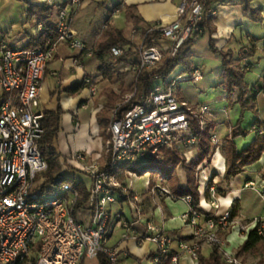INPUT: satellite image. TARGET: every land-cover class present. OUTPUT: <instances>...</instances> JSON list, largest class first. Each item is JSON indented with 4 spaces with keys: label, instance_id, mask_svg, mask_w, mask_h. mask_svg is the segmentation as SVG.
<instances>
[{
    "label": "built area",
    "instance_id": "built-area-1",
    "mask_svg": "<svg viewBox=\"0 0 264 264\" xmlns=\"http://www.w3.org/2000/svg\"><path fill=\"white\" fill-rule=\"evenodd\" d=\"M47 1L54 5V0ZM215 1L183 0L172 21L151 26L142 38L138 58L130 61L129 67L136 74L150 71L153 83L141 92L135 89L122 97L112 114L111 137L104 153L93 157L86 150H77L62 164L65 178L76 182H82L76 177L80 174L89 178V183L84 182L87 199L81 207V192L69 181L49 183L42 191L33 188L39 174L48 169L40 147L45 113L39 109L47 65L61 43L85 56H94L95 46L80 39L73 29L83 0H68L59 10L58 39L49 40L46 47L14 48L0 44V264H84L86 259H96L100 255L110 264H117L132 253L119 245L109 244L114 225L128 228L122 241L133 239L138 247L146 242L155 244L156 250L150 256L152 264L160 263L159 254H173L170 264H180L183 255L199 261L204 244L221 247L227 262L242 264L235 254L225 250L227 240L222 231L237 228L244 237L260 219L256 218L251 224L231 219L234 202L219 214L221 200L214 184L210 187L211 210L204 211L193 205L191 196L179 197L160 182L151 187L148 175L146 183L153 193L161 191L188 205L182 216L192 227V235L189 239L178 240L175 247L174 237L144 215L142 195L134 190L133 179L139 174L131 169L154 158L162 159V149L186 155V151L198 146L200 136L192 131V119L188 114L194 108L181 100L178 88L184 81L199 82L203 78L201 69L171 73L167 79L154 71L166 56L175 57L192 34L203 31L205 18L216 14ZM44 27L40 22L38 28L43 30ZM155 32L160 36L149 43L147 34ZM161 39L168 40L169 45L161 46ZM125 52L126 47L118 45L112 47L110 55L119 59ZM84 86L91 96L98 94V86L91 77L84 78ZM135 96H138L137 102L119 117L118 109ZM194 112L201 128H206L212 114L211 106L202 104ZM259 133L264 131L260 129ZM212 142L216 147L221 143L216 134L212 135ZM203 170L201 165L197 173L199 180ZM158 177L164 181L160 173ZM243 189L256 191L264 202L263 176L247 181ZM124 203L131 209L132 221L124 218L122 208L113 210L115 204ZM136 224H143L145 232L134 229ZM263 230L261 226L260 232Z\"/></svg>",
    "mask_w": 264,
    "mask_h": 264
},
{
    "label": "crops",
    "instance_id": "crops-1",
    "mask_svg": "<svg viewBox=\"0 0 264 264\" xmlns=\"http://www.w3.org/2000/svg\"><path fill=\"white\" fill-rule=\"evenodd\" d=\"M182 1L83 0L75 16L73 29L80 39L88 45L94 46L101 37L103 30L110 26L121 31L123 36L138 49V45L151 26L159 22L167 23L175 18L177 7ZM67 2L68 0H54V5H50L52 7L49 18L43 22L42 18H38L36 15V7L49 5L47 0H0V44L6 43L14 48L29 47L32 40L42 32L38 28L39 23L56 22L59 10ZM242 2L243 0H216L213 4L216 14L212 16V22L209 24L214 27V31L210 34L207 25L201 33L194 37L192 47L201 45L204 40V44L212 51L210 43L213 42L218 49L229 51L233 59L239 60L242 67L250 71L256 66L264 67V0H251V7L257 9L258 14L262 16L261 21L253 19L251 14L244 10ZM122 26H127L130 33L126 34ZM159 44L167 46L169 41L161 39ZM193 48L191 54L196 53ZM132 59L134 60V58ZM99 64L100 62L95 56H85L80 51L70 48L66 43H61L57 46L53 59L47 65L40 93L39 109L44 113L62 110L61 130L54 139V147L60 155L61 164L67 163L70 156L77 150H86L93 157L105 152L108 141L106 142L103 138L97 119V113L107 101L104 90L113 88L116 92H121L129 88L135 78L136 73L130 69L129 62H124L118 65L119 73H127L124 80L119 79V77H116L114 81L103 80ZM219 67L222 71V62ZM192 68L194 70L200 67L193 63ZM261 72L259 79L253 84L246 79L251 87L262 85L263 89L259 91L258 100L261 96L264 97V80L262 79L264 68ZM86 76L91 77L96 82L98 86L96 96H91L89 89L84 86ZM75 86L77 90L72 91ZM223 92L224 97L227 96L224 89ZM182 100L191 104L194 109L202 104H209L186 97ZM211 108L212 118L210 122L215 125L214 134L221 143L217 146L211 163L202 165L204 170L201 172L199 182L203 197L200 208L204 211L211 210L210 199L205 197V190L206 183L213 180V184L218 188L220 194L219 214L229 209L233 202H236L240 209L239 216L236 217L238 221L243 224H251L257 218L260 219L264 228V212L256 211L255 203L244 193L247 189H243L247 181L263 176L264 155L258 162L246 167L242 173L227 183L225 181L224 146L230 135L231 127H241V125H228L222 130L223 124H218L215 121L218 113L222 111L212 106ZM240 136H237L235 141ZM186 157L188 160L195 159L197 150L194 148L186 151ZM181 169L185 171L182 166L178 169L181 184L187 186V173L185 171L183 177ZM76 177L82 181V184L84 182L89 183V178L84 174ZM164 185L169 190L171 189L168 182H164ZM141 195L144 215L164 227L174 237L175 247L178 240L191 237L192 227L182 216L188 209V205L184 201L171 199L161 191L153 193L149 187ZM124 204H115L113 210L115 212L122 208L124 218L132 221L133 216L125 212ZM134 229L145 232L143 224H136ZM126 232H128L126 226L114 225L109 234L110 245H119L132 253L129 258L122 260L119 264H152L150 256L156 250L155 244L146 242L142 247H138L133 239L122 241V236ZM129 232L131 233V230ZM247 234L244 237L241 236L237 228L223 230L222 235L227 240L225 250L236 254L238 247L246 240ZM210 252L211 247L204 244L200 254L208 256ZM239 260L242 264H258L257 259L252 256L247 257L246 261H242L241 258ZM180 264H199V262L189 255H183Z\"/></svg>",
    "mask_w": 264,
    "mask_h": 264
},
{
    "label": "trees",
    "instance_id": "trees-1",
    "mask_svg": "<svg viewBox=\"0 0 264 264\" xmlns=\"http://www.w3.org/2000/svg\"><path fill=\"white\" fill-rule=\"evenodd\" d=\"M243 8L249 12L253 19L261 21L262 16L258 14V10L251 7V0H243ZM66 5L62 6L64 8ZM52 6L43 5L36 7V15L42 18L43 22L49 18V12ZM61 8V9H62ZM212 22V16L205 18L202 23L203 28L209 26V32L212 34L214 27L209 24ZM40 35L34 38L29 47H46L49 40L56 41L58 39V33L56 30V22L48 21L44 23ZM197 34H192L188 40L180 47L175 57L166 56L159 66L154 71L163 79H167L170 74L175 70L176 66L183 63L186 69L192 71V63L190 62L191 49L194 44V37ZM159 33L147 34V41L151 43L153 38L159 37ZM125 46L126 52L119 59L113 58L111 49L114 46ZM94 56L99 60V70L101 72L103 80L114 81L116 77L124 80L127 73H119L118 65L124 62H130L136 59L138 55V49L132 44V42L123 36L122 32L108 26L104 29L101 37L94 45ZM210 48L214 53L221 55L222 57V74L220 86L227 93V99L231 100L234 94H237V102L241 103L243 114L247 109H256L258 104V94L261 91L262 85L259 87H251L246 80V74L248 70L242 67L239 60H235L229 51H223L218 49L213 42L210 43ZM136 57V58H135ZM138 77V79H137ZM151 72L143 71L140 74H136L133 82L129 88L116 92L113 88L104 90V94L107 96V101L97 113V119L101 127V133L105 141H109L111 134L109 127L112 121V114L122 97L133 90L141 92L144 88H148L152 84ZM77 87H73L72 91H76ZM138 94V93H137ZM138 100V96H135L129 103L123 104L119 109V117H121L134 103ZM189 117L192 119V131L200 136V142L195 149L197 150V157L192 160H188L185 154H180L176 151H169L162 149V159L154 158L146 164H139L131 167V169L138 172L139 175H145L150 165H154V168L159 170L164 181L168 182L170 190L173 194L183 197L191 196L193 205L200 208L203 194L201 192V185L197 177L199 167L203 164L209 165L216 152V145L212 142V135L214 134L215 125L213 122H209L207 127L202 129L199 118L194 112V109L188 112ZM61 118L62 110L50 111L45 113L42 125L44 127V134L41 139L40 147L44 158L48 162V169L43 173L45 189L46 185L58 181H69L77 186L81 192L79 199V207H81L87 199V189L81 182H76L72 178H65L62 173V164L60 161V155L57 153L54 147V139L61 130ZM264 131V119L257 117L252 124L251 130L256 133L255 139L249 143L245 148L239 149L235 138L239 135H245V131L242 127H231V133L226 139L224 146V155L226 158V172L225 181L229 183L234 177L242 173L246 167L258 162L264 155V133H259V130ZM182 166L186 173L188 184L183 186L179 177L178 169ZM264 177V174H263ZM150 186L156 184V179L151 176ZM159 178V177H158ZM213 185V180H210L206 186L205 197L210 199V187ZM240 209L236 202L232 205L231 219H235L239 216ZM262 224L258 222L257 225L251 228L247 234L246 240L236 250L235 256L241 258L242 261H246L247 257L252 256L259 258L258 264H264V230L261 233L260 228ZM201 252V251H200ZM170 255H161L159 264H170ZM99 264H110L108 259L100 255L98 258ZM199 264H232L226 261L223 251L219 246L211 247V252L208 256L199 255ZM119 264V263H117Z\"/></svg>",
    "mask_w": 264,
    "mask_h": 264
},
{
    "label": "rangeland",
    "instance_id": "rangeland-1",
    "mask_svg": "<svg viewBox=\"0 0 264 264\" xmlns=\"http://www.w3.org/2000/svg\"><path fill=\"white\" fill-rule=\"evenodd\" d=\"M122 27L126 34L130 33L129 30H127V26ZM202 42L203 43H201V45L199 44L194 48L192 47L193 50L196 51V53L191 54L189 58L192 64L195 63V65H198L200 67L201 71L203 72V78L200 82H193L192 80L182 82L178 88L180 98L182 100L184 99V97H186L187 99L190 98L194 101L198 100L200 102H206L209 103V105L213 108L221 110L222 112L218 113V117L215 121L218 124H223L222 130L224 128H227L228 125L236 126L240 124L242 129L246 133L245 135H241L236 140V143L238 148L242 149L243 147H246L249 143H251L256 137V134L251 130V127L257 117L264 118V97L261 96V98L258 100L256 109H247L243 114L242 105L241 103L237 102V94H234L233 98L229 100L227 99V96L224 97L222 87L218 86L222 74L221 68L219 67L222 62L221 55L210 51L209 47L204 44V40ZM202 62L203 64H201ZM263 68L264 67L256 66L254 69L248 71L246 74V79L248 80V82L251 84L256 82L259 79ZM180 71L189 72V70L186 69V66L183 63L178 64L172 73H177ZM262 79L264 80V77H262ZM188 102H186L188 106H192L191 104H189L191 102ZM211 118L212 114L209 116V121ZM159 173V170L155 169L153 164L150 165L147 174L135 176V178L133 179L134 190L141 194L145 189L148 188L146 183L148 175L157 178L156 184L160 182L163 186H165L164 182L166 181L161 182L159 180ZM181 174L183 177L185 176V171L183 169H181ZM151 179L152 178L150 177V182ZM43 184V174H39L37 182L33 189L36 191H42ZM244 193L247 197H249L251 201L255 203L257 208L256 211L261 213L264 212V202L256 191L247 189V191H245ZM118 198H120V196H118ZM124 210L128 215H131V209L127 203L124 204ZM256 259L258 262L259 258ZM98 262V259H86L84 264H98Z\"/></svg>",
    "mask_w": 264,
    "mask_h": 264
},
{
    "label": "bare ground",
    "instance_id": "bare-ground-1",
    "mask_svg": "<svg viewBox=\"0 0 264 264\" xmlns=\"http://www.w3.org/2000/svg\"><path fill=\"white\" fill-rule=\"evenodd\" d=\"M249 191V190H248Z\"/></svg>",
    "mask_w": 264,
    "mask_h": 264
}]
</instances>
